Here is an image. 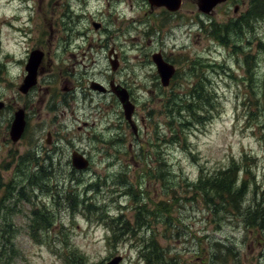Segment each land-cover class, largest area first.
<instances>
[{"label": "rangeland", "instance_id": "obj_1", "mask_svg": "<svg viewBox=\"0 0 264 264\" xmlns=\"http://www.w3.org/2000/svg\"><path fill=\"white\" fill-rule=\"evenodd\" d=\"M16 1L0 0V64L21 69L3 75L6 86L0 92L13 108L25 104L29 126L26 139L31 145L38 142L42 146L37 156L43 171L14 172L15 162L9 172H0V246L5 240V224H11L15 232V250L9 254L2 247L0 264H64L46 244L65 255V241L86 258V264H107L115 256L122 257L120 264H144L137 253L142 240L151 236L165 253L164 264L235 263L224 247L217 261L210 259V242L229 247L238 264H264L261 234L255 228L249 230L236 212L212 221L210 210H205L191 191V180L197 178L200 168L214 172L231 157L240 159L247 154L252 158L245 167L250 166L252 175H239L249 186L241 208L264 207V108L260 105L256 113L248 104L253 94L245 82L250 60L244 63V57L250 56L255 62L252 68H262L264 20L254 22L252 31L232 36L225 47L207 29L212 23L224 25L240 16L249 0H227L208 14L199 11V0H182L174 13L151 8L147 0ZM13 18L16 21L10 22ZM34 50L43 53L38 84L25 100L21 97L23 102H16L23 73L19 63L27 61ZM157 52L179 70L168 87L161 86L151 60ZM109 53L111 60L116 56L115 71L109 64ZM191 62L197 65L190 72ZM200 78L209 82L205 90L216 95L215 112L207 110L205 116L209 112L211 116L207 122L191 120L189 129L184 130L177 121L169 122L163 106L172 93L183 98ZM92 81L107 92L92 91ZM111 81L130 94L136 134L110 92ZM258 85L255 93L264 94L262 82ZM67 89L77 98L71 102L72 109L61 106ZM246 93L249 96L245 100ZM9 116L6 114L0 124V134L7 139L4 126ZM78 126L81 131L76 130ZM48 133L56 140L54 151V145L44 143ZM94 137L99 141L92 140ZM116 138L120 142L115 144ZM173 138L178 143L171 144ZM72 147L89 160L87 172H68ZM12 148L18 154L25 149L20 144ZM9 149V145L0 148L2 167L3 161H12ZM157 157L163 158L167 169L157 168ZM155 173H165L164 181L152 179ZM126 184L132 187V194L139 192V198L148 199L140 204L150 202L149 208L152 203L163 202L165 209L160 213L162 220L160 214L150 216L149 229L135 236L117 240L97 221V213L88 214L87 221L81 213L73 216L66 209L63 192L71 185L80 202L87 198L96 207H104L106 220L123 215L132 225L139 203L126 194ZM24 187L30 202L17 194ZM35 202L53 217L46 235L49 238L41 241L44 244L33 242L26 227L30 204ZM83 206L80 203L78 212Z\"/></svg>", "mask_w": 264, "mask_h": 264}, {"label": "trees", "instance_id": "obj_2", "mask_svg": "<svg viewBox=\"0 0 264 264\" xmlns=\"http://www.w3.org/2000/svg\"><path fill=\"white\" fill-rule=\"evenodd\" d=\"M258 20H264V0H249L245 12H243L240 16L224 25H217L215 23H212V25L207 29L208 32L215 35L220 44L225 47L227 46V44H229L230 38L232 36L241 34L242 31L247 29L249 31H252L253 23ZM232 48L234 49L235 46H232ZM248 60L251 61H249V63L247 64V74L249 77L247 76L248 78L245 79V82L249 84L248 92H253V94L248 98V104L254 106L253 108L257 113V108L260 105H262V107L264 108V94L258 95L255 93V89L259 87V82H262V85L264 86V59L262 68L261 66H253L252 68V65L255 63L253 57H244V63H246ZM195 65L197 64L191 62L189 69L190 72L195 69ZM178 72L179 70L176 72V74H178ZM245 82L242 81L243 85H245ZM208 84L209 82H206L204 78H200L196 85L192 88V90L183 98H179L177 94L172 93L171 96L167 98L163 106L169 122L172 123V120L177 121L184 127V130L189 129V126H191V120L198 124L207 122L211 116H208L210 112L206 114L207 117L205 116V113L207 112V110L215 112L214 102L217 103L216 95H213L210 91L205 90L206 85ZM248 96L249 95H247L246 93L245 100ZM219 110L220 109L217 108V111ZM255 111L252 114H255ZM183 112H186V115ZM170 143L176 144L178 142L176 141V138H173ZM251 158L252 157L247 154L243 155L240 159L231 157L225 164V166L219 167L214 172L211 171L213 173L206 172L203 168H200L197 178L191 180L194 183V186L191 185V191H193L196 199L199 198V202L202 203L203 208L205 210H210L211 214L213 215L212 221L215 218L218 219L219 217H221V215H223L224 218L226 213H230L231 215L232 213L236 212L242 215V219L247 228L249 230H253L255 228V230L258 231V234H261L260 240L264 241V207L256 204L255 207H246L243 209L241 208V204L244 201V196L248 192L249 186H247V180L243 178L239 179V175L244 174V177H250L252 175L250 166L247 168L245 167V163L247 161H251L249 160ZM154 159L156 165L157 163H159V166H157V168H168L163 161V158L159 159V157H157ZM164 174L165 173H155L152 179L161 183L162 181H164ZM28 185L34 184L28 182ZM126 185L129 186L128 184ZM70 186L71 185H69V187H67L63 192V198L65 200L64 203H67L65 204L67 205L66 209L71 211L73 216L75 214L81 213L87 221H90L88 214L90 215L97 213V221H100L102 224H104L107 228V232L109 234L112 233V235H114L116 239L118 237L120 239L121 237L126 235L135 236L142 229L148 230L150 227L149 217L151 216L152 218H157L154 217V214L159 215L165 210L163 202H160L158 204L152 203L149 208L147 206L151 204L150 202H148L147 204H140V201H147L148 199L139 198V192L137 193V195L132 194V187L129 186L128 188H126V194L131 195L134 199V202L139 203L136 204L137 207L134 208V224L131 225L130 221L123 220V215H120L118 217L116 216L114 218L113 216H111L112 218H109V220L107 219V221L105 219V217L107 216L104 215L105 212L103 211L104 207H96L94 205L95 203L87 198L83 199V201L80 202L78 199L79 194L77 193L76 195H74L73 190ZM89 189L90 188L88 187L87 190L89 191ZM18 193L21 199H25L27 202H29V195L27 194L25 187L20 188ZM57 200L59 201L60 198H58ZM80 203L85 204V206H83L81 211L78 212ZM32 215L33 216L31 220H27L26 222L27 229L29 227L32 233L31 234L29 231V236L34 239V242L44 244L43 242L46 241L45 239L49 238L46 235L48 229L53 226V217L51 213L49 214L44 207H41L39 209L36 208L33 211ZM158 218H160L161 220L163 219L161 214L158 216ZM5 225L7 231L3 232L2 238H5V240L3 241L2 246H0V250L2 249V247L7 248L8 253L12 254L15 250V244L13 242L15 232L11 229V224L7 223ZM65 242L66 243L63 244L65 252L67 251L65 255L57 250H54L51 245H46L48 248L53 249L51 251L59 256V258L64 261V264H86V258L81 253H78V250L73 247L71 248L67 241ZM141 243L142 245H140L137 255L139 258H141L144 264H164L162 259L165 258V253L155 241L153 236L145 241L142 240ZM221 244L222 243L220 242L209 243L210 251L212 253L209 258L217 261V258L220 257L219 250L223 249L221 247H224V251H227V253L230 254L231 257H234V264H238L235 258V253H233V251L229 247L222 246ZM170 264H172L171 261Z\"/></svg>", "mask_w": 264, "mask_h": 264}, {"label": "flooded vegetation", "instance_id": "obj_3", "mask_svg": "<svg viewBox=\"0 0 264 264\" xmlns=\"http://www.w3.org/2000/svg\"><path fill=\"white\" fill-rule=\"evenodd\" d=\"M108 58L110 59V53L108 54ZM27 60H28V58H27ZM42 61H43V56H42L41 63H42ZM26 62H27L26 60L24 62H23V60H21V62H20V67H22L23 73L21 75L22 76V82H21V84L18 87V92L20 93V95H19V93H17L16 102H18V101L23 102V100H25L24 98H26V96H28L29 94H31L32 91H33V89L38 84V78H36V84L34 86H32L28 91H26V92L20 91V87H22V85L24 84V80H25V77H26V68H25L26 67ZM0 65H1V70H0V83H2L0 85V90H2V88L4 90V86H6V85H4L5 84V80L3 79V75L6 74L7 76H9L10 73L11 74H16L21 68L20 69H16L14 66L10 67L9 65H7V66H5L3 64H0ZM42 69L43 68H41L40 65H39L38 70H37V73L38 72H41ZM80 83H83V81L81 80ZM111 83H112V81L110 82V84ZM110 84H109V89H110ZM89 88L92 91H94V92L95 91L101 92V93H106L107 92L106 89L102 85H100L98 82H94V81L90 82V87ZM67 90L68 91L63 96L64 103L61 106L64 107V108L72 109L71 102H73L77 98L71 92H69V89H67ZM2 95H3V93L0 92V124L3 123L2 122V119L4 118V116L6 114H8L10 116H9V118H7L5 120L6 121V125L4 126V131L8 135L9 138L7 139V136H6V138H4V135L3 134H0V148L3 149L4 145H9L10 146V149L8 150V152L10 154H12V157L11 158L8 157V158L10 160H12V161L11 162H6V163L3 161V164L4 165H3V167L0 166V168L2 167L0 169V172H9L10 171L8 169L9 166H12V164L15 163V162H16V166H15V169L13 170L14 172H25V170H29V171H33V172H42L43 170L41 168L40 157L37 156L38 151H40L42 149V146L38 142L35 145H31L32 142L31 143L30 142H27V139H26V133L28 131L29 126H28V117H27L28 112L26 111L25 104L22 107L13 108L10 105L9 100H7L4 97H2ZM129 96H130V94H129ZM21 97L23 98V100L21 99ZM130 100H131V97H130ZM118 104L120 105V103H118ZM120 107H121V105H120ZM18 111H22V113H23V120H24L25 125H24V130H23V133H22L21 137L17 141H12L11 138H10V129H11L12 122L14 121L15 114ZM62 115H64V112H62ZM85 125H87V124L86 123H82V126H85ZM81 129L82 128L80 126H78L76 128L77 131H81ZM92 140L98 142L99 141V138H95L94 137V138H92ZM114 140H115V142H114L115 144L117 142L118 143L120 142V140L117 139V138L114 139ZM44 143L46 145H50V144L54 145L53 146V151L55 149H57V146L55 145L56 144V140L55 139H51L49 133L46 135V139H45ZM99 143H101V141ZM19 144L22 147L25 148L23 150V153H21V154H18V151L12 148V146H17ZM108 146H111V144L108 143ZM71 150H72L71 153H70V165H71V168H69V171L68 172H87V170L90 169V163H89L88 168L85 171L84 170L83 171L77 170V169H75L72 166V163H71V155L74 152H77V151H76V147H72ZM8 152H7V154H8ZM81 152L83 153V151H81ZM77 153L80 154L79 152H77ZM25 158H28V159L26 161H24ZM88 162H89V160H88ZM17 194L19 195L18 192H17ZM30 206H31V210L28 212V215H27V218H26L27 220L30 219V218H32V216H33L32 213H33V211L36 208L39 209L37 202H35L34 205L33 204H30ZM29 238L31 240H34L31 237H29Z\"/></svg>", "mask_w": 264, "mask_h": 264}, {"label": "water", "instance_id": "obj_4", "mask_svg": "<svg viewBox=\"0 0 264 264\" xmlns=\"http://www.w3.org/2000/svg\"><path fill=\"white\" fill-rule=\"evenodd\" d=\"M150 7H163L167 11L174 13L177 12L181 6L182 0H147ZM226 0H199V11L208 14L210 11L219 3H223ZM237 7L234 9V13H236ZM95 29L99 28V24H93ZM43 54L40 51H32L29 54L27 64H26V72L27 75L24 80V84L20 87V91L26 92L32 86L36 84L37 78V70L41 63ZM114 60L109 59V64L112 71H115L118 67V63L115 60V55H113ZM151 60L156 67L157 75L160 79V84L162 87H168L169 82L175 75V68L168 62H165L161 53H154L151 56ZM110 91L113 93L117 100L119 101L123 115L127 123L129 124L133 134L137 133V129L135 127V123L133 121V114L135 111L134 104L130 101V96L127 90L120 85H115L113 82L110 84ZM24 120L22 111H18L15 114L14 121L12 122L10 129V138L12 141H17L24 130ZM71 163L72 166L80 171L86 170L89 166V162L82 155L74 152L71 155ZM122 262L121 256H115L107 264H120Z\"/></svg>", "mask_w": 264, "mask_h": 264}, {"label": "bare ground", "instance_id": "obj_5", "mask_svg": "<svg viewBox=\"0 0 264 264\" xmlns=\"http://www.w3.org/2000/svg\"><path fill=\"white\" fill-rule=\"evenodd\" d=\"M17 1H18V0H17ZM17 1H16V2H17ZM15 15H16V14H15ZM10 17H11V16H10ZM16 17H17V16H16ZM14 18H15V17H14ZM14 18L11 19L10 22H14V21H16ZM17 19H18V18H17ZM7 20H9V19H7ZM19 24H20V23H19ZM5 26H11V25H5ZM11 27H12V26H11ZM12 28H13V27H12ZM240 28H241V27H240ZM10 30H11V29H10ZM12 30H13V29H12ZM18 30H19V29H18ZM18 35H19V34H18ZM18 35H16V36H18ZM18 60H19V59H18ZM16 61H17V60H15L14 63H16ZM19 64H20V63H19ZM19 64H17V67L19 66ZM14 67H15V66H14ZM15 68H16V67H15ZM16 69H17V68H16Z\"/></svg>", "mask_w": 264, "mask_h": 264}]
</instances>
